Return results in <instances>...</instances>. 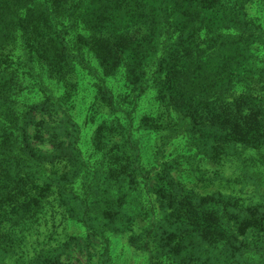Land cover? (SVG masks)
<instances>
[{
    "label": "trees",
    "instance_id": "trees-1",
    "mask_svg": "<svg viewBox=\"0 0 264 264\" xmlns=\"http://www.w3.org/2000/svg\"><path fill=\"white\" fill-rule=\"evenodd\" d=\"M249 2L0 0V264H62L42 253L54 248L25 250L58 209L84 230L66 256L111 264L106 233L129 232L149 264H261L235 241L262 228L263 204L171 176L162 194L150 176L153 129L206 156L264 145V65L252 67L264 30ZM236 81L248 90L232 97Z\"/></svg>",
    "mask_w": 264,
    "mask_h": 264
},
{
    "label": "rangeland",
    "instance_id": "rangeland-1",
    "mask_svg": "<svg viewBox=\"0 0 264 264\" xmlns=\"http://www.w3.org/2000/svg\"><path fill=\"white\" fill-rule=\"evenodd\" d=\"M261 11H263L262 0H250L246 9L247 17L264 30V11L263 13ZM252 55V67L261 68L264 65L263 46H254ZM76 80L77 78L73 77V81ZM246 90H248L246 82L236 81L232 86V97H237ZM253 93L256 94V92ZM158 110L160 111L157 112L154 109L157 114L154 118L166 114L165 108ZM173 125L172 127H175ZM153 132L156 133L154 144L157 146V155L154 157L150 176L151 181L157 184L162 194H166L165 190L169 189L167 176H171V181L180 184L197 196L205 197L219 192L232 195L244 204L264 205V145L254 148L238 144L235 152L230 155H227L225 151L209 149L211 156H206L189 145L183 133L172 136L164 128L153 129ZM35 144L34 148L40 155L47 154V146L40 145L38 141ZM216 145L226 146L223 143ZM55 211L57 213L48 212L41 216L33 234L29 235V244L25 245L28 256L33 257L42 249L54 248L55 253L53 254L50 251L42 253L59 257L62 264H96L94 252H86L83 248H72L70 255L66 256V245L69 244L72 247L70 242L78 239V236L83 237L84 230L81 229L80 224L68 219L59 209ZM261 227V229L247 231L238 237L235 244L237 247L243 246L248 256L253 255L258 262L264 264V223ZM133 229L140 230L137 222L132 226ZM129 235V232L106 233L110 263L149 264L146 255L130 245ZM43 257L48 258L49 256ZM36 264H42L40 259Z\"/></svg>",
    "mask_w": 264,
    "mask_h": 264
}]
</instances>
